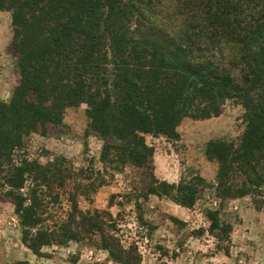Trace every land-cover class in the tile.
I'll use <instances>...</instances> for the list:
<instances>
[{"label": "trees", "instance_id": "trees-1", "mask_svg": "<svg viewBox=\"0 0 264 264\" xmlns=\"http://www.w3.org/2000/svg\"><path fill=\"white\" fill-rule=\"evenodd\" d=\"M187 5L186 24L167 27ZM2 12L12 16L19 81L10 101L0 100V192L15 205L33 253L100 235L114 261L142 262L75 199L67 222L45 228L50 203L41 188L64 189L63 171L25 153L16 158L33 131L47 135L82 105L104 141L102 161L143 169L146 196L190 210L208 188L223 201L264 196V0H0ZM227 105L243 108L246 127L237 141L208 144L215 181L196 173L178 184L159 181L146 137L178 138L183 121L219 118ZM205 216L211 232L221 229L230 241L218 210Z\"/></svg>", "mask_w": 264, "mask_h": 264}, {"label": "rangeland", "instance_id": "rangeland-1", "mask_svg": "<svg viewBox=\"0 0 264 264\" xmlns=\"http://www.w3.org/2000/svg\"><path fill=\"white\" fill-rule=\"evenodd\" d=\"M188 10L187 5L177 11L167 27L182 28ZM12 40L11 13L2 12L0 100L5 103L19 81ZM87 110V105L67 109L62 126H50L47 135L33 131L24 148L15 153L17 159L25 153L31 160L63 171L64 189L58 184L41 188L50 203L45 228H59L67 222L72 213L70 200L75 199L82 212H98L112 228L110 234L116 233L126 249L137 248L141 264H264V196L223 201L208 188L192 210L179 208L168 198L146 196L149 181L143 169L117 158L114 163L113 158L111 163L102 161L104 141L92 130ZM245 127L243 108L227 105L219 118L183 121L178 138L147 136V144L155 149L156 178L178 184L196 173L214 182L217 164L206 155L208 144L237 141ZM27 187L25 193L30 184ZM208 210H218L224 225L230 226V241L221 238L225 232L221 229L211 232L212 223L205 216ZM22 230L15 205L0 192V264H121L110 257L100 235L45 247L36 255L24 245Z\"/></svg>", "mask_w": 264, "mask_h": 264}, {"label": "crops", "instance_id": "crops-1", "mask_svg": "<svg viewBox=\"0 0 264 264\" xmlns=\"http://www.w3.org/2000/svg\"><path fill=\"white\" fill-rule=\"evenodd\" d=\"M215 119V118H214ZM175 206H177V207H179V208H182V209H184L183 207H181V206H179V205H175Z\"/></svg>", "mask_w": 264, "mask_h": 264}]
</instances>
